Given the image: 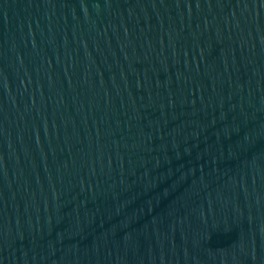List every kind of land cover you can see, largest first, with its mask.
Segmentation results:
<instances>
[{
	"label": "water",
	"instance_id": "water-1",
	"mask_svg": "<svg viewBox=\"0 0 264 264\" xmlns=\"http://www.w3.org/2000/svg\"><path fill=\"white\" fill-rule=\"evenodd\" d=\"M0 264H264V0H0Z\"/></svg>",
	"mask_w": 264,
	"mask_h": 264
}]
</instances>
